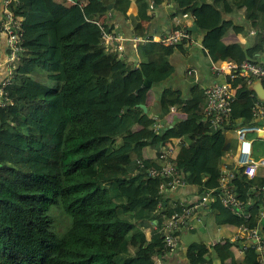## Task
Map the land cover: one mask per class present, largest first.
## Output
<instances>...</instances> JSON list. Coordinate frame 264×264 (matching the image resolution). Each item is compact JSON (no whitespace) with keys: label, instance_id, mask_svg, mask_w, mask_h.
<instances>
[{"label":"trees","instance_id":"obj_1","mask_svg":"<svg viewBox=\"0 0 264 264\" xmlns=\"http://www.w3.org/2000/svg\"><path fill=\"white\" fill-rule=\"evenodd\" d=\"M162 2L136 0L140 21L149 22V10ZM173 3L179 13L192 17L191 26L184 28L196 26L188 31L193 39L203 34L201 45L214 64L234 57L255 61L262 54L264 0ZM108 6L124 15L131 3L12 0L6 7L22 21L20 56L4 89L11 103L0 107V264H155L154 257L169 251L162 221L180 214L187 204L161 192L162 162L144 153L150 146L168 145L172 166L198 194L214 190L207 213L218 228L260 224L264 229L259 217L264 194L255 191L264 187V178L242 175L227 182L241 201L253 200L247 220L223 208L217 189L221 160L232 150L231 132L245 120L255 123L246 112L257 98L240 80L227 79L235 101L223 131L210 130L204 89L198 86L182 97L172 89L162 91L154 116L148 105L151 88L173 75L169 59L183 48L147 42L140 61L142 78L128 82L113 72L117 55L103 43V31H111L107 20L102 21L112 11ZM232 13L250 18L257 30L245 56L237 55L236 44L223 41L228 32L240 31L224 19ZM135 35L147 36L143 24ZM143 79L151 82L150 89ZM43 103L47 109L38 120L33 106ZM171 108H178L183 118L169 128L164 118ZM156 121L161 128L153 132ZM136 128L149 130V137L131 140ZM151 171L158 175L150 177ZM55 215L62 220L59 234ZM185 257L187 264H258L252 249L227 240L191 243Z\"/></svg>","mask_w":264,"mask_h":264},{"label":"crops","instance_id":"obj_2","mask_svg":"<svg viewBox=\"0 0 264 264\" xmlns=\"http://www.w3.org/2000/svg\"><path fill=\"white\" fill-rule=\"evenodd\" d=\"M68 1L74 2L76 0ZM129 1L131 3V6L128 8L124 15L121 14L118 10H112L102 19V21H105L106 19L111 31L121 35L123 38H136L138 40L135 44L129 41H124L122 43L123 51L115 52L117 55V61L113 65L114 73L126 76L127 81L131 82L142 78L140 74V61L142 59L144 40L150 39L152 37L160 38L166 36L173 30H176L178 28V25L181 27H189L192 24V17L179 13L173 3V0H163L160 5L153 6L149 10L151 20L147 23H142L136 11V0ZM2 10L3 2L2 0H0V20ZM224 19L233 22L234 25H236V28L240 29V31L237 33L231 31L224 35V43L228 45L236 44V50H239V53L237 55L245 56L247 50L253 46L257 32L256 28L252 25L251 19H245L241 15H238L236 13L225 15ZM140 24H143V26L147 29L146 37H139L135 35V28ZM202 36L203 34H201L197 38H194V40L196 41L195 46L174 51L168 62L169 66L173 70V75L165 83L152 86L151 92L149 93L148 97V105L150 112L154 116L159 111L158 97L161 92L166 89H172L178 94L179 97H182L184 95H187L193 86H198L202 89H205L206 87L213 85L214 83L226 81L227 79H229V77H233L232 80H240L239 85L249 90L250 92H252L251 89L255 88V85L258 84L257 80H252L245 75L241 76L240 74H236L235 71L223 73L224 75L215 73L212 74L211 65L213 62L210 60L207 52L201 45ZM4 50L5 38L0 33V62L5 61L6 59ZM237 58L238 57H234L233 59L231 58L230 62H219L217 65H221L225 69L226 67H228V65L235 66L241 61ZM255 61L264 63V46L262 54L259 55ZM1 70L2 69H0V75L2 74ZM251 96L254 99L257 98V95L253 92ZM53 99L54 98L48 99V101ZM257 100L259 99L257 98ZM246 116L251 117L249 114V110L246 112ZM181 118H183V113L178 108H171L169 115L164 118V122L170 123V126H173L175 124V121ZM149 135V130H140L139 128H136L131 136V140H138L141 138L145 139L149 137ZM250 138L253 141V160L256 162L263 160V137L260 135L251 136ZM166 147H168V145L161 146L159 149L154 146H150L145 149L144 153L149 158L156 159L159 153ZM231 147L232 150L226 153L221 160V172L222 174L230 172L234 176V178L240 179L242 176V172L236 165L238 140L236 139L235 132H231ZM201 155L205 158V153L203 151H201ZM256 177L264 178V166L259 168ZM166 195L174 202H179L180 204H193L198 196V191L196 187L187 185L174 191H168ZM210 219L213 222L212 217ZM208 220V214H203L201 224L205 225ZM194 224L195 221L189 220L188 225H185V227L183 228L184 230L182 229L183 231L179 235L180 248L177 251H166L161 255L154 257V263L187 264L185 255L188 249V245H190L191 243L188 242L187 244H182L181 235L186 232L193 233L195 229ZM221 230H224L226 234L221 235ZM230 233V230L217 227V230H215V234L218 235V239H214V242L226 239ZM179 253H182L184 258L180 257Z\"/></svg>","mask_w":264,"mask_h":264},{"label":"built area","instance_id":"obj_3","mask_svg":"<svg viewBox=\"0 0 264 264\" xmlns=\"http://www.w3.org/2000/svg\"><path fill=\"white\" fill-rule=\"evenodd\" d=\"M12 0H3L5 7L1 13L0 33L5 38V50L8 51V56L5 61L0 62V69H3L0 77V107L5 108L11 101L6 97L5 87L10 83L12 78L13 64L20 56L19 42L21 37L20 23L21 18L16 17L6 7ZM100 24V23H98ZM102 39L105 47L112 48L115 52L123 51L122 43L129 41L137 43L136 38L125 39L121 35L106 31L102 33ZM153 42L164 47L182 46L188 48L196 45V41L191 37L184 27L178 25L176 30H173L166 36L144 40V44ZM115 45V48H114ZM235 71L236 74L248 76L252 80H259L264 86V63L257 61H242L235 66L228 65L226 69L221 65L212 63V74L224 75L223 73ZM2 79V81H1ZM233 81V77H229ZM205 106L204 114L209 119L210 130L212 132L223 131L226 121L228 120L232 106L235 101V89L230 82L223 81L214 83L204 89ZM249 114L252 119L259 120V123L242 124L236 128L235 136L238 140V150L236 156V165L241 170L242 175L248 178L256 177L260 167L264 166V159L254 161L253 156V141L251 136H262L264 139V103L254 100L251 102ZM161 128L158 121L152 126L153 132L159 131ZM179 143H183L181 140ZM172 149L166 147L157 156V159L162 162V167L159 175L165 177V182L161 185V192L167 193L179 188L187 186L180 174L172 166L170 157ZM157 171L149 172L150 177H156ZM234 176L228 172L222 174L221 182L218 190L221 191L220 202L224 209L228 210L236 217L247 220L249 215L246 209L251 207L253 200L250 199L247 203L241 201L235 193L227 189V182L233 179ZM256 193L264 194V187L255 189ZM214 190H204L198 194L193 204H187L182 207L181 213L172 215L171 218H166L162 221V231L164 232V247L169 251H177L180 248V233L185 225H188L189 220H193L199 224L202 223L203 214L207 213L208 206L212 202V193ZM260 220H264V200L262 202V210L260 212ZM231 233L226 239L231 243L241 245L243 249L250 248L257 255L258 264H264V229L259 225L254 227H236L230 230Z\"/></svg>","mask_w":264,"mask_h":264},{"label":"rangeland","instance_id":"obj_4","mask_svg":"<svg viewBox=\"0 0 264 264\" xmlns=\"http://www.w3.org/2000/svg\"><path fill=\"white\" fill-rule=\"evenodd\" d=\"M116 61H117V59H116ZM116 61H115V63H116ZM112 70L114 72V69H112ZM46 109H47V106L45 103H43L42 105H34L33 106V111L37 112L36 118H38V120L43 118L42 115L44 114ZM42 122H44V120H42ZM207 214L209 216V220L207 221V223L205 225H202V224L195 222V224H194L195 229H194L193 233L186 232V233H183L181 235L182 244H187L188 242L189 243L210 244V243L214 242V239L215 240L218 239V235L215 234V230H217V227L215 226V224L210 219L212 217V215H210V213H207ZM61 221L62 220L57 215H55V230L57 231L58 234L60 233L59 229L61 227ZM222 234H226V232L224 230H221V235ZM179 256L184 258L182 253H179Z\"/></svg>","mask_w":264,"mask_h":264},{"label":"water","instance_id":"obj_5","mask_svg":"<svg viewBox=\"0 0 264 264\" xmlns=\"http://www.w3.org/2000/svg\"><path fill=\"white\" fill-rule=\"evenodd\" d=\"M108 10H112V6H108ZM195 30H196V26H192L188 31L190 32V31H195ZM257 82H258V84H256L255 88L251 89V91L257 95V98L260 101L264 102V86H263V83L259 80H257ZM151 85L152 84L149 80L143 79V86L145 88L150 89ZM139 107L143 110L144 113H146L147 110H146V107L144 105L139 106ZM259 122H260L259 120L255 121V123H259ZM243 124H250V123L247 120H245L243 122ZM172 127L173 126H169V128H172ZM153 223L156 224V222H153Z\"/></svg>","mask_w":264,"mask_h":264}]
</instances>
